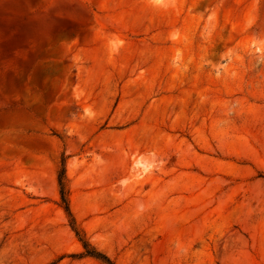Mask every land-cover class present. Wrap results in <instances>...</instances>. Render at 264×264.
<instances>
[{"label":"rangeland","instance_id":"obj_1","mask_svg":"<svg viewBox=\"0 0 264 264\" xmlns=\"http://www.w3.org/2000/svg\"><path fill=\"white\" fill-rule=\"evenodd\" d=\"M264 264V0H0V264Z\"/></svg>","mask_w":264,"mask_h":264},{"label":"trees","instance_id":"obj_2","mask_svg":"<svg viewBox=\"0 0 264 264\" xmlns=\"http://www.w3.org/2000/svg\"><path fill=\"white\" fill-rule=\"evenodd\" d=\"M57 184L59 189V197H60V205L65 211L66 215L70 218V227L74 232L76 238L81 243L83 248V254L86 256H90L96 258L104 263L111 264L109 258L102 254L101 252L95 250L87 241L85 236L82 234V231L75 224L74 218L71 215L69 202H68V190L65 184V176H64V158L61 159V169L57 174Z\"/></svg>","mask_w":264,"mask_h":264}]
</instances>
